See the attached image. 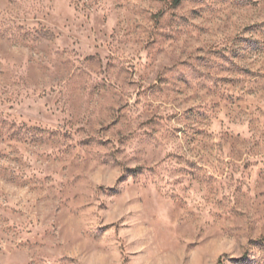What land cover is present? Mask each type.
I'll return each instance as SVG.
<instances>
[{"label": "rangeland", "instance_id": "rangeland-1", "mask_svg": "<svg viewBox=\"0 0 264 264\" xmlns=\"http://www.w3.org/2000/svg\"><path fill=\"white\" fill-rule=\"evenodd\" d=\"M0 264H264V0H0Z\"/></svg>", "mask_w": 264, "mask_h": 264}]
</instances>
